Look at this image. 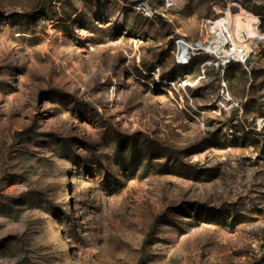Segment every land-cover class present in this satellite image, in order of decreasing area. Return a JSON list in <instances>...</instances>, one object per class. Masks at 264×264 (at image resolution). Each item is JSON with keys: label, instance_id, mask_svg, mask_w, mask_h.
Returning a JSON list of instances; mask_svg holds the SVG:
<instances>
[{"label": "rangeland", "instance_id": "374dc122", "mask_svg": "<svg viewBox=\"0 0 264 264\" xmlns=\"http://www.w3.org/2000/svg\"><path fill=\"white\" fill-rule=\"evenodd\" d=\"M169 2L0 0V264H264V0Z\"/></svg>", "mask_w": 264, "mask_h": 264}, {"label": "built area", "instance_id": "2783aa9c", "mask_svg": "<svg viewBox=\"0 0 264 264\" xmlns=\"http://www.w3.org/2000/svg\"><path fill=\"white\" fill-rule=\"evenodd\" d=\"M167 1L168 7H173L172 3ZM238 13V12H237ZM235 15L234 22H237L238 15ZM215 20H209V25H211ZM256 36L253 38H250L246 41L251 42V47H246L245 41H238L236 39V36L232 32L234 38L237 40V42L232 41L230 38L229 41H226L224 44L220 43L218 40H221L220 34L218 30H212L211 35L215 36L214 43L211 45L213 48L209 49L208 46H205V43L201 39H191L189 36L186 35H180L175 40V51H174V58L176 61V64L181 66H188L194 61V59L201 55H208V57L215 59L216 65L218 67L227 68L232 64H246L250 58V54L253 51V47L255 45V42L260 37L259 33V27H260V19L259 17H256ZM242 34L244 35V38L249 35L248 30L244 25H242ZM208 41L206 42V44ZM216 45L220 46V48L216 47ZM210 46V45H209Z\"/></svg>", "mask_w": 264, "mask_h": 264}, {"label": "water", "instance_id": "95a60500", "mask_svg": "<svg viewBox=\"0 0 264 264\" xmlns=\"http://www.w3.org/2000/svg\"><path fill=\"white\" fill-rule=\"evenodd\" d=\"M231 9H232V11H233L234 13H237V12H238V7L235 6V5H233V6L231 7ZM158 15H161V14H158ZM237 20H238V18H237ZM243 21H244V20H243ZM241 25L246 26V23H245V22H241ZM246 28H247V27H246ZM249 29H250V30H248V28H247L249 35L246 36V38L242 39V41H246V40H248V39L253 38V37L256 36V33H257V32H256V21H253V22L250 24V28H249Z\"/></svg>", "mask_w": 264, "mask_h": 264}, {"label": "bare ground", "instance_id": "6f19581e", "mask_svg": "<svg viewBox=\"0 0 264 264\" xmlns=\"http://www.w3.org/2000/svg\"><path fill=\"white\" fill-rule=\"evenodd\" d=\"M219 34H220V37H221V39H222V37H223V36H222V33H221V32H219ZM219 40H220V39H219ZM219 40H218V41H219ZM246 47L250 48V46H249V45H247V44H246Z\"/></svg>", "mask_w": 264, "mask_h": 264}]
</instances>
